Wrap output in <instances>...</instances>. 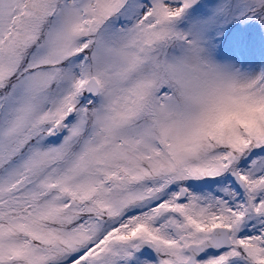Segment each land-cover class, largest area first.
<instances>
[{"label": "snow or ice", "instance_id": "6c2138e0", "mask_svg": "<svg viewBox=\"0 0 264 264\" xmlns=\"http://www.w3.org/2000/svg\"><path fill=\"white\" fill-rule=\"evenodd\" d=\"M0 264H264V0H0Z\"/></svg>", "mask_w": 264, "mask_h": 264}]
</instances>
